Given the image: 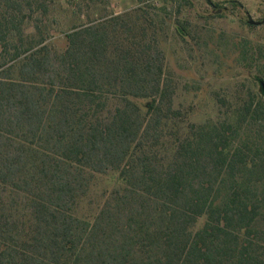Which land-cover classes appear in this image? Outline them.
<instances>
[{"label":"trees","instance_id":"16d2710c","mask_svg":"<svg viewBox=\"0 0 264 264\" xmlns=\"http://www.w3.org/2000/svg\"><path fill=\"white\" fill-rule=\"evenodd\" d=\"M20 12L0 0V264H264V100L169 141L158 54L104 25L27 47Z\"/></svg>","mask_w":264,"mask_h":264},{"label":"rangeland","instance_id":"374dc122","mask_svg":"<svg viewBox=\"0 0 264 264\" xmlns=\"http://www.w3.org/2000/svg\"><path fill=\"white\" fill-rule=\"evenodd\" d=\"M14 1L24 15L21 30L27 47L41 41L61 52L66 34L104 25L110 50L127 48L139 61L158 54L177 112L164 129L169 141L194 125L223 120L227 111L252 97L264 100L259 82L264 80V23L249 26L245 15L263 20L264 0ZM231 1L242 8L232 7ZM178 21L187 26L184 38L176 31ZM106 187L100 177L94 194Z\"/></svg>","mask_w":264,"mask_h":264},{"label":"water","instance_id":"95a60500","mask_svg":"<svg viewBox=\"0 0 264 264\" xmlns=\"http://www.w3.org/2000/svg\"><path fill=\"white\" fill-rule=\"evenodd\" d=\"M207 1L210 2V0H207ZM239 6L242 7L240 4H239ZM245 15H246V18H247V19H246V23H247L249 26H260V25H262V24L264 23V19L261 20V21H254V20L249 16L248 13H245ZM260 88H261V90H262V92H263V94H264V83H263V82L260 83Z\"/></svg>","mask_w":264,"mask_h":264}]
</instances>
